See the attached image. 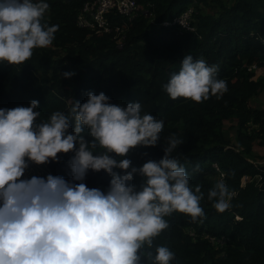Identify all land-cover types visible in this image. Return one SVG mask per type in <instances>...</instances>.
Returning <instances> with one entry per match:
<instances>
[{"label":"trees","instance_id":"1","mask_svg":"<svg viewBox=\"0 0 264 264\" xmlns=\"http://www.w3.org/2000/svg\"><path fill=\"white\" fill-rule=\"evenodd\" d=\"M88 1L48 0L45 20L59 25L55 39L34 49L23 64L0 63V108L28 106L36 99L41 122L54 111L68 112L75 101L85 102L89 92H103L111 103L125 106L139 101L144 112L164 120V127L156 146H136L128 158L137 167L159 160L175 133L182 143L171 155L185 166L192 189L200 186L205 212L195 220L180 212L165 217L169 227L153 238V251L156 245L168 246L175 254L172 264H264V166L247 159L255 142L264 147V109L251 104L264 94V77L255 80L251 70L264 72V0H138L134 21L112 17L114 25L127 29L121 46L113 34L97 35L78 26V13ZM190 9L194 32L177 23L161 25ZM185 54L218 65L217 78L227 82V91L202 102L171 99L163 85ZM68 71L74 75L65 77ZM230 119L238 121L235 141L224 131ZM81 135L92 139L87 129ZM57 155L58 160L45 163L47 169L70 180L72 153ZM221 173L233 193L223 212L207 198ZM261 174V182L255 181ZM246 177L250 181L243 186ZM110 179L104 170H89L83 182L107 189ZM141 182L135 175L129 183ZM208 236L227 244L218 249Z\"/></svg>","mask_w":264,"mask_h":264},{"label":"clouds","instance_id":"2","mask_svg":"<svg viewBox=\"0 0 264 264\" xmlns=\"http://www.w3.org/2000/svg\"><path fill=\"white\" fill-rule=\"evenodd\" d=\"M49 8L48 0H0V63L23 64L34 49L53 43L59 25L45 20ZM186 13L192 25L193 9ZM217 72L218 65L185 54L163 89L173 100L202 102L227 91ZM38 106L33 99L28 106L0 108V264H172L168 246L153 251V238L169 227L165 217L205 215L200 186L192 189L185 166L171 155L182 140L173 133L162 158L137 167L130 150L156 146L164 127L139 101L125 106L89 92L85 102L41 122ZM85 129L91 140L81 135ZM58 153H72L70 180L52 174L22 178L30 164L58 160ZM89 170L110 175L106 190L83 182ZM135 175L142 177L139 186L129 183ZM232 195L223 180L207 192L220 212L230 207Z\"/></svg>","mask_w":264,"mask_h":264},{"label":"built area","instance_id":"3","mask_svg":"<svg viewBox=\"0 0 264 264\" xmlns=\"http://www.w3.org/2000/svg\"><path fill=\"white\" fill-rule=\"evenodd\" d=\"M140 6L138 0H89L82 7L77 16V24L80 28L91 31L95 34H113L114 39L118 43L123 44L126 38V27L113 24V16H122L127 18L129 22L134 21L138 17ZM190 13H186L181 18L175 20L173 24H180L187 30H194L190 21ZM165 26L171 25V23H165ZM221 180L225 178V174L221 173ZM249 179L245 178L244 184ZM262 180V177L259 178ZM213 245L222 249L227 244V240L224 238L210 237ZM223 243L222 246L217 247V244Z\"/></svg>","mask_w":264,"mask_h":264},{"label":"rangeland","instance_id":"4","mask_svg":"<svg viewBox=\"0 0 264 264\" xmlns=\"http://www.w3.org/2000/svg\"><path fill=\"white\" fill-rule=\"evenodd\" d=\"M211 5L216 6L214 2L210 3ZM213 7V6H212ZM200 9L204 12H208V7L200 6ZM252 70V69H251ZM256 76V78L264 77V72L258 69H253V71ZM252 106L257 109H264V94H261L259 97H256L252 101ZM238 121L235 119H230L225 122V134L231 138L233 141L236 140V132L238 131ZM254 127H250L249 131H247V134L249 135L251 133V130ZM248 161L252 162L257 167H263L264 166V147H262L259 143V141L255 142L253 147V155H249ZM48 174H51L49 169H47L45 164L36 165V164H30L29 168L26 169L24 177L22 178H31L33 175L40 176V177H46ZM219 179V178H218ZM102 190H106V188H101ZM223 243L217 244V247L222 246Z\"/></svg>","mask_w":264,"mask_h":264}]
</instances>
